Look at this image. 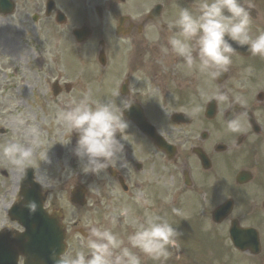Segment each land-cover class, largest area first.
I'll return each instance as SVG.
<instances>
[{
    "label": "flooded vegetation",
    "instance_id": "af4514ba",
    "mask_svg": "<svg viewBox=\"0 0 264 264\" xmlns=\"http://www.w3.org/2000/svg\"><path fill=\"white\" fill-rule=\"evenodd\" d=\"M14 1L15 12L0 15V63L25 65L30 73L28 91L32 96L41 94L45 102L33 106L42 114L43 126L58 129L62 126L58 112L85 95L92 102L112 100L118 114L130 105L123 110L129 127L122 136L128 171H116L114 164V169L98 176L89 173L83 180L74 155L78 136L73 132L64 140L66 144L70 140L64 164L61 138L51 141L52 149L39 147L38 170L51 168L52 155L56 171L41 174L40 180L35 168V181L42 187L84 185L97 193L90 207L103 209L107 217L121 207L130 209V221L159 214L178 228L182 233L178 239L186 246L187 218L176 217L172 209L199 208L203 252L213 253L211 262L264 264V102L256 99L260 94L264 99V93L255 89L252 79L262 80L254 74L253 56L233 55L226 81L240 82L238 89L233 97L219 88L227 93L226 102L217 100V110L208 117L207 106L213 100L205 99L209 79L182 67V58L172 54L167 42L177 31L168 25L179 9L195 13L201 0ZM253 25L251 20V31ZM209 81L221 87L218 80ZM234 104L243 107L233 113L240 130L230 132L227 117ZM196 106L199 112L193 114ZM143 128L153 135L143 133ZM138 191L151 205L135 202ZM55 206L48 201V208ZM118 224H127L121 234L127 241L133 223ZM12 231L23 230L16 226ZM12 231L0 229V235L11 241ZM134 250L141 264H159ZM18 264H23L21 258Z\"/></svg>",
    "mask_w": 264,
    "mask_h": 264
},
{
    "label": "clouds",
    "instance_id": "9594fccd",
    "mask_svg": "<svg viewBox=\"0 0 264 264\" xmlns=\"http://www.w3.org/2000/svg\"><path fill=\"white\" fill-rule=\"evenodd\" d=\"M249 8L245 0H201L195 13L189 8H180L176 19L168 25L170 30L173 27L177 29L168 36L172 54L182 58V67L189 71L196 69L209 80H219L228 71L236 53L233 45L246 46L252 56L264 58V32L252 35ZM164 52L167 53L168 49L165 48ZM198 92L201 96L205 95L203 89H198ZM114 95L119 98L121 93L116 91ZM214 98L224 101L227 93L217 91ZM123 104L124 100L120 105ZM127 108L121 107L118 114L112 100L92 102L85 95L58 112V123L71 134H78L74 155L83 162L84 174L98 176L113 168L114 164L116 171L129 170L122 142L123 133L129 127L123 115V110ZM192 112H199V107H194ZM17 119L22 125L23 119ZM227 128L230 132L239 131L240 121L235 118L228 120ZM37 135L32 129L33 140L0 146V158L14 169L26 170L34 158ZM44 160H47V152ZM134 199L141 206L151 205L143 191H138ZM25 206L30 213L37 210L35 201H29ZM172 213L184 215L177 208H173ZM129 217L130 209L127 207L114 210L105 218L111 227L93 225L88 229L84 243L87 252L78 250L73 255H54L53 264H141L140 256L133 249L156 261L167 259L172 249L179 250L178 238L182 233L165 217L156 213L134 221H130ZM121 222L134 224V231L127 236V244L112 231V227Z\"/></svg>",
    "mask_w": 264,
    "mask_h": 264
},
{
    "label": "rangeland",
    "instance_id": "374dc122",
    "mask_svg": "<svg viewBox=\"0 0 264 264\" xmlns=\"http://www.w3.org/2000/svg\"><path fill=\"white\" fill-rule=\"evenodd\" d=\"M12 69L13 68L10 67V70ZM24 74H26V72H24ZM21 81V73L13 76L11 71H7L5 75H0V104L6 107L3 112V116H5V118L8 116L5 121V118H0V128L3 127L8 131L7 135H0V146H3L4 144L9 142L27 141L26 139L30 134L27 132L29 130L28 125L31 127L33 125L32 121L34 120L31 109L27 111L23 105H18L19 94H25L23 88L21 87ZM10 95L13 96V99L9 98ZM28 104L32 105L33 103L31 100H28ZM18 117L23 119L22 125L18 123ZM0 169L10 170L9 179L4 180L0 178V192L5 188L16 190L18 185V174L20 173V170L14 169L2 158H0ZM56 195L59 196L58 194ZM11 199V195L4 198L0 195V206L2 207V209L4 208L5 204H8L11 201ZM59 204H64L68 207L69 211L73 210V213H75V210L70 208L65 201L61 200ZM83 215L88 219L89 222L80 225V227L89 229L93 225L105 226L104 224L98 222V216L89 215L87 213H83ZM196 223H199V219H196ZM77 240V238L73 239L74 246L76 248H79L80 250L87 252V248L84 247V243L86 240L81 237L78 241ZM79 242L82 243L81 246H79Z\"/></svg>",
    "mask_w": 264,
    "mask_h": 264
},
{
    "label": "water",
    "instance_id": "95a60500",
    "mask_svg": "<svg viewBox=\"0 0 264 264\" xmlns=\"http://www.w3.org/2000/svg\"><path fill=\"white\" fill-rule=\"evenodd\" d=\"M40 232L43 238L42 256L47 258L46 264H53V256L63 254L66 249L64 226L60 224L59 215H56L54 219L43 221Z\"/></svg>",
    "mask_w": 264,
    "mask_h": 264
}]
</instances>
